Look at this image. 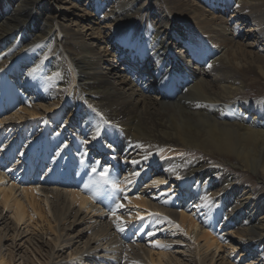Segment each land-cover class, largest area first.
I'll return each instance as SVG.
<instances>
[{"label": "bare ground", "instance_id": "1", "mask_svg": "<svg viewBox=\"0 0 264 264\" xmlns=\"http://www.w3.org/2000/svg\"><path fill=\"white\" fill-rule=\"evenodd\" d=\"M77 1L0 0V116L18 106L0 158L23 148L0 172V264H180L174 244L187 264H264V100L239 95L264 82V3Z\"/></svg>", "mask_w": 264, "mask_h": 264}, {"label": "rangeland", "instance_id": "2", "mask_svg": "<svg viewBox=\"0 0 264 264\" xmlns=\"http://www.w3.org/2000/svg\"><path fill=\"white\" fill-rule=\"evenodd\" d=\"M237 1V0H236ZM240 3H242L243 4V2L245 1V0H238ZM79 4L78 5H83V4H85L86 2H85V0H78L77 1ZM257 2H260V3H264V0H257ZM107 6H108V4H106ZM234 6V5H233ZM245 30V29H244ZM175 50H177V49H175ZM4 70H6V68H4ZM8 72H9V70H8ZM21 77H22V75H20ZM20 77V78H21ZM252 83V84H251ZM247 85L249 86V88L248 87H245V86H241L240 87V89H239V91L241 92H239V95H245V96H250V97H252V98H256L257 100H264V82H260V83H255V82H253V81H248L247 82ZM263 86V87H262ZM260 88V89H259ZM262 89V90H261ZM66 103V102H65ZM35 104V106H37L38 108H40V109H42V110H45L44 109V107L45 106H40V105H43V103H40V102H36V103H34ZM66 107H72L71 105H68V106H66ZM10 109H12V108H10ZM13 110H14V112H16L17 110H18V106L16 107V105H14V108H13ZM13 111L12 112H7L5 115H3V116H0L1 118H0V120L2 119V118H4V117H9L10 115H13V113H14ZM65 117H68L70 120H72L74 123L75 122H77V121H79L82 117H84V114H83V112H82V110L80 109V107L78 106V107H74V105H73V107H72V109L71 110H68L67 112H66V114H65ZM80 118V119H79ZM9 124V122H6L5 123V125L7 126ZM12 128H14V126H11ZM10 127V128H11ZM88 133H90V132H88ZM89 136H87V138L89 137V138H93V135H91V134H88ZM85 140V139H84ZM200 152H197V154H193V157H192V159L195 161V160H207V159H210V157L209 156H207L206 154H204V153H200ZM198 155V156H197ZM204 155V156H203ZM197 157V158H196ZM220 157L219 156H217V157H214V158H212V161H211V164H213V165H217V164H221V165H223L222 164V162L224 161L223 159H219ZM217 159V160H216ZM221 161V162H220ZM234 164H236L235 166H237L238 164H237V162L236 161H234L233 162ZM226 165V171L227 172H237V175L236 176H238V174H240L238 177L240 178V177H242V175H243V170L238 166V168H233V167H231L230 165H228V164H225ZM0 168H1V165H0ZM231 169V170H230ZM234 169V170H233ZM254 178H253V183L254 184H256L257 186H260L261 185V182H260V180H259V178H258V176H256V175H254L253 176ZM172 181V180H171ZM169 182V187L170 188H173V190H176L177 188H175V187H173L174 186V184L172 183V182ZM34 183H36V182H34ZM41 185L42 186H44V187H48V185H50V183L48 182V181H42L41 182ZM52 187L54 188H56L57 186H50L49 188H51L52 189ZM60 189H61V187H60ZM149 192V193H148ZM148 192H145V193H148L149 195H148V197L150 196V198H151V196L153 195V194H151V192H152V190H150V191H148ZM182 197H185V195H183ZM185 202V201H184ZM183 201L181 202V206H182V204L184 203ZM196 203V201L194 200L193 202H190V205H192V203ZM197 204V203H196ZM203 204H204V202H202L201 204H199V205H195L194 207H192L191 209H189V212L193 209V211H191L190 213H193V216H195L198 220L199 219H201L202 217H204V216H206L207 215V206H203ZM206 208V209H205ZM131 209H133V207L132 206H129V208L126 210V212H128V210H131ZM158 224V223H157ZM217 228L219 229V227H217L216 226V233H214V235H216V236H218V237H223V242H221L222 244H229L228 242L230 241V239H231V237H230V239L228 238V236L227 235H225L226 233H227V231H229L228 229H230V228H227V227H225L224 226V229H222L223 231H218L217 230ZM207 229H209V228H207ZM215 230V229H214ZM30 234V233H29ZM124 234L125 235H127L128 237H129V239L131 240V239H133L132 240V242H134L138 247H141V242H138V241H136L137 240V237H136V234L134 235V234H131V233H127V232H124ZM138 236V235H137ZM136 237V238H135ZM217 237V238H218ZM45 240H47V241H51L50 240V238H49V236H46L45 235ZM228 238V239H227ZM26 239H27V237H24L23 238V243L26 241ZM231 242V241H230ZM235 242L236 243H238L239 244V240H235ZM6 245H8L9 244V242H6L5 243ZM145 245L147 246V249H148V247H150V241H149V245H147V241H145ZM24 248H26L27 250H28V253L31 255V249L29 248L28 249V247H27V245H24ZM3 250V255H8V249L5 247V248H3L2 249ZM177 251V252H176ZM171 252L173 253L174 252V254L175 255H177V258L179 259V262H180V264H187V263H189V254H186V253H184V250L183 249H178V246H175V244L174 245H172V249H171ZM68 253V252H67ZM222 254H223V257L225 256V258L226 257H228V258H226V259H230L231 261H232V263H234V264H247L248 262H249V260H250V257L251 256H249L248 258H245V256L244 257H241V251H237V252H235L232 256H228V254L227 253H224V252H222ZM21 257L20 256H18L17 254H15L14 255V258H13V260H12V264H21V259H20Z\"/></svg>", "mask_w": 264, "mask_h": 264}, {"label": "snow or ice", "instance_id": "3", "mask_svg": "<svg viewBox=\"0 0 264 264\" xmlns=\"http://www.w3.org/2000/svg\"><path fill=\"white\" fill-rule=\"evenodd\" d=\"M98 135H99V132H97V136H98ZM93 138L95 139L96 137H93ZM145 159H147V157H145ZM132 163H133V164H136V163H138V161H132ZM92 171H93L94 173L97 172L96 168H93ZM108 172H109V169L105 167V168L103 169L102 172L98 173V175L101 177V180H102L104 183H106V184L110 182L109 179H108V177H107V173H108ZM135 175H139V173H135ZM178 178H179V177H178ZM154 183L159 184V183H161V181H154ZM113 187H115V184H113ZM137 199H139V197H137ZM122 206H123V205H121V204H117V205H116L117 208H120V207H122ZM113 214H114V213H113ZM118 229H119L120 231H123V228H122V227H119V225H118ZM156 246L163 247V245H160L158 241L156 242Z\"/></svg>", "mask_w": 264, "mask_h": 264}]
</instances>
